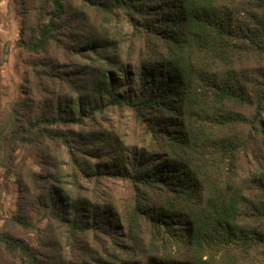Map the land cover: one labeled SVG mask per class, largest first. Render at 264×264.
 <instances>
[{
  "label": "trees",
  "instance_id": "trees-1",
  "mask_svg": "<svg viewBox=\"0 0 264 264\" xmlns=\"http://www.w3.org/2000/svg\"><path fill=\"white\" fill-rule=\"evenodd\" d=\"M32 1L20 45L43 53L60 46L72 27L86 33H74L69 48L88 63L60 71L59 64L47 62V79L56 78L71 93L44 102L13 139L36 132L59 140L85 178L111 172L135 186L125 219L130 231L145 225L150 235L147 242L131 236L141 260L131 256L122 264H264V168L248 184L237 174L239 154L257 137L264 139V0ZM73 1L103 15H122L144 40V54L125 55L119 39L87 28L80 13L67 17ZM110 106L132 109L149 145L130 150L108 133L93 131L78 146L59 129L85 125ZM85 150L95 159L106 156L113 168L79 159ZM53 181L41 205L70 235L90 225L114 226L109 206L98 209L91 200L76 199L59 177ZM86 205L98 212L91 224L85 221L91 216ZM0 247L22 264H40L37 253L9 233L0 232Z\"/></svg>",
  "mask_w": 264,
  "mask_h": 264
},
{
  "label": "rangeland",
  "instance_id": "rangeland-1",
  "mask_svg": "<svg viewBox=\"0 0 264 264\" xmlns=\"http://www.w3.org/2000/svg\"><path fill=\"white\" fill-rule=\"evenodd\" d=\"M30 3L33 1L0 0V54L3 56L0 65V131L11 118L7 133L0 136V232L23 239L37 253L40 264H122L136 254L131 236L138 234L147 242L150 235L145 225L131 227L133 230L130 231L125 219L134 203L135 186L127 178L111 172L85 178L83 170H74L69 153L59 140L38 137L36 132L23 141L13 139L15 131L35 118L44 102L58 94L71 93L68 86L60 85L56 78L53 81L47 79L43 72L49 69L47 62L59 64L60 71H70L88 63V59L69 48L74 33H86L73 31L72 27L67 28L60 46L53 44L43 53L28 52L20 45L19 41L26 33L22 31L24 14ZM76 13L83 16L87 28L96 32L108 30L119 39L126 49L125 55L136 58L144 54V40L132 31L122 15H103L87 5L75 1L68 3L66 16ZM34 17H28L27 22H32ZM262 63L264 66V58ZM244 111L251 113L250 109ZM59 129L79 141L78 146L81 142L85 145L81 137L93 131L108 133L113 141L123 142L130 150L140 151L149 145L144 127L133 110L124 106L107 107L88 119L85 125L60 126ZM247 129L245 127L242 132ZM94 146L91 144L89 151ZM119 148V144L114 147L117 151ZM108 150L113 148L109 146ZM81 155L80 152L77 154L79 159L84 161L89 157L92 165L98 161L108 162L106 156L95 159L87 151ZM107 167L113 168V164L108 162ZM260 168H264L262 136L239 154L237 174L248 184ZM55 177L61 179L62 185L70 189L76 199L91 200L98 209L109 206L114 226L103 223L94 228L90 225L86 232L70 235L65 225L47 216L41 203ZM85 209L91 215L85 221L89 220L91 224L93 215L98 214L97 209L90 212L89 205ZM115 213L119 220L113 218ZM140 260V255L133 258L135 262ZM0 263L22 264L18 256L7 254L1 247Z\"/></svg>",
  "mask_w": 264,
  "mask_h": 264
}]
</instances>
